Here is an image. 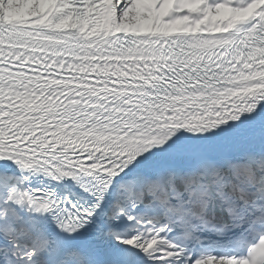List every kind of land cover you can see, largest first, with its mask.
Returning <instances> with one entry per match:
<instances>
[{"label": "snow or ice", "instance_id": "1", "mask_svg": "<svg viewBox=\"0 0 264 264\" xmlns=\"http://www.w3.org/2000/svg\"><path fill=\"white\" fill-rule=\"evenodd\" d=\"M0 264H264V0H0Z\"/></svg>", "mask_w": 264, "mask_h": 264}]
</instances>
